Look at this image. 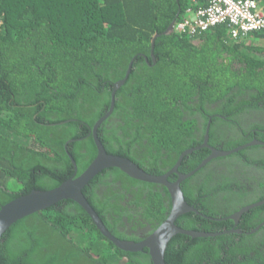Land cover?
<instances>
[{
	"label": "trees",
	"instance_id": "1",
	"mask_svg": "<svg viewBox=\"0 0 264 264\" xmlns=\"http://www.w3.org/2000/svg\"><path fill=\"white\" fill-rule=\"evenodd\" d=\"M209 2L0 0V209L71 179V157L76 176L88 168L98 154L93 127L109 111L115 83L130 65L114 110L98 129L108 154L163 175L184 151L204 143L208 127L209 145L220 150L264 141V31L241 39L232 38L228 25L195 36L166 33L189 8ZM220 125L234 134H221ZM210 154L208 147L195 150L179 172L190 173ZM181 188L200 214L181 216L178 226L207 233L232 229L233 220L216 219L264 200V146L213 159ZM83 194L125 241L142 240L127 233L128 225L149 227L150 235L172 208L165 186L118 168L103 170ZM262 223L264 205L243 214V234L176 235L166 264H264V224L249 234ZM0 264L153 262L147 249H119L77 202L64 200L14 224L0 240Z\"/></svg>",
	"mask_w": 264,
	"mask_h": 264
},
{
	"label": "water",
	"instance_id": "2",
	"mask_svg": "<svg viewBox=\"0 0 264 264\" xmlns=\"http://www.w3.org/2000/svg\"><path fill=\"white\" fill-rule=\"evenodd\" d=\"M179 15L180 13L177 15V17H179ZM175 23L176 20L171 23L166 33L174 31ZM158 36L159 35H155L152 40L151 55L155 63L156 58L154 56L153 51L155 46V40ZM131 66L132 65H130L129 70L127 71L126 77L115 83V90L112 93V102L109 111L101 119H99L93 127V138L98 149V154L96 158L92 161V163L82 174L76 176L77 165L74 159L71 157L72 163L76 170L75 175L71 179L63 182L60 186L54 189L46 191L35 190L2 206L0 209V240L19 220L34 213L42 212L64 200H73L77 202L90 215L102 235L108 240H110L112 243H114L119 249L127 252H143L145 251V249H147L153 264H166L165 254L167 246L170 240L176 235L182 234L188 235L192 238H207L223 234L193 231L184 229L177 225L178 219L187 213L194 212L200 214V212L194 206L190 205L186 201L181 188V184L186 179L192 177L197 171L202 169L213 159L227 157L252 146H264V141L254 139L251 142L243 144L232 150H220L209 145L208 127L205 134L204 143L199 147L191 148L184 151L179 157V160L176 165L170 171L163 175L149 174L126 157L108 154L104 145L98 137V129L112 114L115 107L116 92L126 83L131 72ZM74 141L75 140H72L69 143ZM203 147L210 148L211 154L205 160H203L202 163L196 169H194L190 173L183 174L179 172V167L181 166V163L184 158L187 155L193 153L195 150H198ZM108 168H118L131 178L140 181L163 185L168 189L171 195L172 208L168 213L167 218L149 236L139 242L125 241L114 236L112 232L109 231L108 228L105 226L98 213L93 209V207L90 205V203L83 194V190L88 185V183L92 179H94L99 173ZM173 174H177L178 178L175 181H170V177ZM262 205H264V200L248 205L242 208L240 211L236 212L234 215L229 216L228 218L233 219L234 221H238L244 213H247L248 211ZM226 219L224 218L216 220L222 221ZM261 226L262 225H259L250 233L256 232L261 228ZM233 232L239 231L235 230Z\"/></svg>",
	"mask_w": 264,
	"mask_h": 264
},
{
	"label": "built area",
	"instance_id": "3",
	"mask_svg": "<svg viewBox=\"0 0 264 264\" xmlns=\"http://www.w3.org/2000/svg\"><path fill=\"white\" fill-rule=\"evenodd\" d=\"M218 25H228L232 38L264 31V4L258 0H210L205 8H189L174 30L201 35Z\"/></svg>",
	"mask_w": 264,
	"mask_h": 264
},
{
	"label": "flooded vegetation",
	"instance_id": "4",
	"mask_svg": "<svg viewBox=\"0 0 264 264\" xmlns=\"http://www.w3.org/2000/svg\"><path fill=\"white\" fill-rule=\"evenodd\" d=\"M261 115H264V113H260ZM258 115V116H257ZM218 116H220V115H218ZM252 116L254 117V119H259L260 117H259V114L258 113H256V114H252ZM222 118H224V119H227L226 117H222ZM219 131H220V133L221 134H225V132H226V134L225 135H227L228 137L229 136H232L233 134H234V132H232L231 130H229L228 129V127L227 126H225V125H220L219 127ZM225 131V132H224ZM254 140V139H253ZM252 141V140H251ZM250 141V142H251ZM249 143V142H248ZM211 146V145H210ZM250 148V147H249ZM177 180V179H176ZM235 214V213H234ZM233 214V215H234ZM232 216V215H231ZM204 217H206V216H204ZM229 217V216H228ZM228 217H226L225 219L226 220H228L229 218ZM208 218V217H207ZM242 218V217H241ZM241 218L238 220V221H234L233 219H231V220H233L234 221V225H233V228L232 229H230V230H224V232H219V233H237V234H243L244 233V230L243 229H241L239 226H240V221H241ZM222 219H224V218H222ZM218 221H221V220H218ZM223 221V220H222ZM264 223H262L261 225H263ZM129 227H128V231L129 232H127L129 235H134V236H136V237H138V238H140V239H145L147 236H149V232H150V230H151V228H149V227H140V226H138V228H136V229H133L132 228V225H128ZM262 227V226H261ZM257 228V227H256ZM122 230H124V229H122ZM235 230H238L239 232H233V231H235ZM254 230V229H253ZM258 231V230H257ZM256 231V232H257ZM255 233V232H254ZM248 234V233H247ZM249 234H253V233H250L249 232Z\"/></svg>",
	"mask_w": 264,
	"mask_h": 264
},
{
	"label": "rangeland",
	"instance_id": "5",
	"mask_svg": "<svg viewBox=\"0 0 264 264\" xmlns=\"http://www.w3.org/2000/svg\"><path fill=\"white\" fill-rule=\"evenodd\" d=\"M256 41H258V40H256ZM260 45L264 46V42L260 43Z\"/></svg>",
	"mask_w": 264,
	"mask_h": 264
}]
</instances>
